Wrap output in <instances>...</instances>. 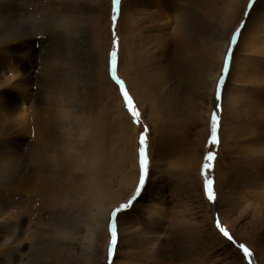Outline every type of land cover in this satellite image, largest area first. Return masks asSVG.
Returning a JSON list of instances; mask_svg holds the SVG:
<instances>
[{
    "label": "rangeland",
    "instance_id": "obj_1",
    "mask_svg": "<svg viewBox=\"0 0 264 264\" xmlns=\"http://www.w3.org/2000/svg\"><path fill=\"white\" fill-rule=\"evenodd\" d=\"M46 1L0 0V36L30 33L34 52L33 57L26 49L0 52V83L15 99L0 97L7 106V115L0 118L5 148H0V264H264V0H236L239 7L225 22L227 0H158L168 9L170 26L163 33L148 30L138 40L120 30L122 0L115 12L113 0ZM181 11L189 26L196 22L204 31L200 41H192L196 46L187 50L185 61L175 56L183 45L191 47L189 36L177 28L175 16ZM143 17L147 19L141 12L137 19L141 28L148 25ZM61 18L69 22L62 20L58 31ZM154 34L156 43L145 40ZM210 35L221 43L228 40L217 77L200 58L212 42ZM132 48L142 73L130 60ZM193 57L198 64L191 81ZM170 69L175 73H168L166 85H156L152 77L161 80ZM15 73L29 77L15 87ZM122 87L137 117L127 107ZM170 89L181 93L192 113L173 127V119L158 107L168 100L159 99V93ZM150 109L157 111L156 120ZM214 112L215 145L209 142ZM50 116L60 127H43ZM81 126H88L83 136L77 133ZM141 133L148 165L137 194ZM95 139L100 142L98 164L88 155ZM209 151L215 157L202 175ZM206 178L213 180V200L205 192ZM129 200L132 204L114 218L117 235L111 245V214ZM96 205L108 212L103 226L95 229L91 215L100 211ZM139 208L152 213L140 217ZM137 229L145 231L141 238L130 236ZM62 230L68 236L54 240L52 233ZM157 247V256H144L147 248Z\"/></svg>",
    "mask_w": 264,
    "mask_h": 264
},
{
    "label": "bare ground",
    "instance_id": "obj_2",
    "mask_svg": "<svg viewBox=\"0 0 264 264\" xmlns=\"http://www.w3.org/2000/svg\"><path fill=\"white\" fill-rule=\"evenodd\" d=\"M46 1V0H45ZM50 1V0H48ZM46 1V2H48ZM228 3H229V7L228 11H225L222 15L224 17V22L226 20H229L231 17H232V12L235 11L239 6H238V3L239 2H235L236 0H227ZM238 1V0H237ZM259 1H262V0H259ZM38 2V1H37ZM54 2V1H52ZM57 2V0H56ZM51 3V2H50ZM55 3V2H54ZM60 3V2H59ZM67 3V2H66ZM70 3V2H68ZM74 3V2H73ZM263 3V2H262ZM14 4V3H13ZM39 4V3H38ZM57 4V3H56ZM138 4V7H137V10L135 8V6ZM149 4V5H148ZM240 4V3H239ZM52 5V4H51ZM54 5V4H53ZM77 5V4H75ZM11 6V5H10ZM55 6V5H54ZM71 6V5H69ZM148 6V7H147ZM165 6V4H162V1H159L158 0H122L121 1V14H120V17H119V27H120V30L122 32V34H125L128 38H131L132 40H134L135 38L137 37H142V35L147 32L148 30L149 31H157L159 30V32L163 33V30H165L166 28H164L165 26L167 27V25H169L171 22H170V14L168 13V9L166 7H163ZM58 7V6H57ZM56 7V8H57ZM60 7V5H59ZM42 8V6H41ZM81 8V7H80ZM78 9V11H81L83 10L82 8L81 9ZM38 9V8H37ZM49 9V8H48ZM66 9V8H65ZM71 9V8H70ZM47 10V9H46ZM56 10V9H55ZM54 11V10H53ZM56 11H59V13L61 12L59 9L56 10ZM65 12V11H64ZM143 12L144 15L147 17V19H144L143 17V21L146 22L148 25H144L143 28L139 27V23L138 22V18H139V14ZM206 12V11H205ZM253 12V11H252ZM47 13V12H46ZM49 13V12H48ZM234 13V12H233ZM51 14V13H50ZM49 14V16H50ZM55 14V13H54ZM62 14V12H61ZM138 15V16H137ZM53 16V15H52ZM61 16V15H60ZM69 16V15H68ZM67 16V17H68ZM72 16V15H71ZM69 16V17H71ZM62 17V16H61ZM66 17V16H65ZM188 15L185 13V12H180V14L176 15L175 18L178 19V22H177V28L179 29V33L180 32H183L184 36H189V40H190V46L191 47H188L187 49L185 48V46L183 45L182 51H180L179 54H176L175 56L176 57H179L181 60L185 61L189 56L187 55V50H192V48L194 47L195 44L192 43L193 40H201L203 38V35H204V31H203V27H201L199 24H197L196 22L192 23L190 26L189 24L185 21V18H187ZM47 18V17H46ZM53 19V18H52ZM71 19V18H70ZM62 20L63 18L59 19L58 22H57V25H56V28L59 26L62 25ZM160 20V22H159ZM199 20V19H198ZM197 20V21H198ZM48 22H50L48 20ZM64 23H67L69 21H67V19L64 21ZM73 22V21H72ZM223 22V21H222ZM223 22V23H224ZM56 23V22H55ZM71 23V22H70ZM162 23V24H161ZM228 23V22H227ZM42 24V23H41ZM51 24V23H50ZM53 26V25H52ZM170 26V25H169ZM205 26V25H204ZM54 27V26H53ZM68 27V26H66ZM57 28V30L59 31V29ZM73 28V27H72ZM228 28V27H227ZM258 28V27H257ZM43 29V28H42ZM71 29V28H69ZM162 29V31H161ZM52 30V29H51ZM46 32H49V27L47 25V29H45ZM81 31V30H80ZM185 31V32H184ZM67 32V31H66ZM120 32V33H121ZM216 32V31H215ZM3 33V32H2ZM58 33V32H57ZM152 33V32H149V34ZM255 33V32H254ZM137 34H139L137 36ZM176 34V33H175ZM178 34V33H177ZM210 34V33H209ZM11 35V34H10ZM30 33H24V34H14L12 37H8V38H5L3 39L2 36H0V52H7V51H10L9 53H13L15 52L16 50H21V49H26V51H31L30 53H32V57L34 55V52L32 51L33 47H32V43H33V39L30 38ZM247 35V34H246ZM160 36V35H159ZM217 35H210L211 37V41L212 42H208L206 43L205 45V48L207 50V52H204V54L206 55L207 53H209L206 58H205V55L201 56L200 58H203V62H204V69H206V67L209 66V69L212 70L211 73H214V77H217V67H218V64L220 63L221 61V56L224 55V53L222 54V52L224 51L226 45H227V38L224 37V41L221 43L218 41L217 38H215ZM249 36V35H248ZM148 37L151 41H153L154 43L155 40L157 39V35L154 34V35H149V36H146L145 40H148ZM181 37H179L180 39ZM187 38V37H186ZM213 38V39H212ZM249 38V37H248ZM23 39V40H22ZM130 39V40H131ZM244 39V37H243ZM20 40V41H19ZM131 40V42H132ZM138 40V38H137ZM174 40V39H173ZM247 40V39H246ZM16 41V42H15ZM140 41V40H139ZM138 41V42H139ZM205 41V40H204ZM130 42V43H131ZM144 42V41H143ZM186 42V41H184ZM183 42V43H184ZM194 42V41H193ZM195 43V42H194ZM250 43V42H249ZM137 44V43H136ZM132 45V44H131ZM133 46V45H132ZM193 46V47H192ZM196 46V45H195ZM202 46V44L200 45ZM220 46V47H219ZM144 47V46H143ZM135 48V47H134ZM202 49V48H201ZM138 50V49H137ZM25 51V52H26ZM178 52V51H177ZM132 54L133 57L130 59L131 61H133V64L134 66L136 65L138 67L137 70H140V73L143 72V68L140 66V63L137 62V60H139V55L137 53H134L133 51V48L132 50L129 52V54ZM144 53V52H143ZM150 53V52H149ZM7 54V53H6ZM183 55V56H182ZM8 56V55H7ZM130 57V56H129ZM69 58V57H68ZM190 58V57H189ZM197 59L196 57H193L192 60L189 61V63H191L190 65V69H189V74L191 76V81L193 80V74L192 73V70L196 67V65L198 64L197 63ZM211 59V61H210ZM141 60V59H140ZM144 60V58H143ZM188 61V60H187ZM177 62V61H176ZM183 63H186V64H189L187 62H183ZM177 64V63H176ZM158 67V66H156ZM159 69V68H158ZM172 69H174V67H172ZM219 69V68H218ZM176 72H178V70L180 72H183L180 67H176ZM142 71V72H141ZM161 71V70H160ZM164 71V70H163ZM186 72V73H188ZM191 72V73H190ZM138 73V72H137ZM168 73H175L173 70H169L168 72L165 73V76L162 77L163 79L159 80L160 78H157V77H152L154 79H157V82H156V85L158 84H163V86L166 85V80L167 78H171V75L168 74ZM14 74V73H13ZM16 74V73H15ZM140 76V75H139ZM144 76V74H143ZM13 77V76H12ZM14 77H16V79L14 80L15 81V84L14 86L15 87H18L19 85V82H24V79L29 77L27 74H24V75H19V74H16V76L14 75ZM146 77V76H145ZM1 78V76H0ZM149 79V78H148ZM164 80V81H162ZM215 78L212 80V82H210V84L212 85L213 82H214ZM154 81V80H153ZM197 82L199 83L198 79H197ZM154 83V82H153ZM170 84V83H169ZM196 84V83H195ZM194 84V85H195ZM10 85V84H9ZM131 85V84H130ZM151 85V84H150ZM214 85V84H213ZM155 86V85H154ZM153 86V87H154ZM162 86V87H163ZM6 85L4 84H1L0 83V97L2 96V98H4L6 100V102H14L15 99L13 98V95L11 94L12 92L9 90L6 89ZM27 86H23V89H25ZM161 87V86H160ZM158 88V87H157ZM197 88V86H196ZM199 88H201V84L199 83ZM203 88V86H202ZM145 89V88H144ZM198 89V88H197ZM130 90H132L130 88ZM142 90V89H141ZM176 89H170V91L168 92V94H163V93H159V99L161 100H165L163 97H166L168 100H165L164 103H162L161 105H158L159 108H161L165 113L164 116L173 119L171 120V124H172V127L174 126V124H178L181 120L184 119V117L186 116H189V113H191V105L188 104V103H185L183 101V97L181 96V93H178V92H175ZM19 91V89H18ZM20 92V91H19ZM201 92H202V89H201ZM143 94V93H142ZM149 95V94H148ZM176 97H173L175 96ZM208 95V94H207ZM27 98L29 96H26ZM183 98V99H182ZM213 98V97H212ZM138 99V97H137ZM140 100V99H138ZM189 100V99H188ZM187 101V100H186ZM4 101L0 100V118L1 116L3 117V113L5 112V115H7V106H2L1 103H3ZM139 102V101H138ZM195 103V102H194ZM160 104V102H159ZM10 106V105H9ZM208 106V105H207ZM12 107V106H11ZM157 107V108H158ZM51 108V107H50ZM158 108V109H159ZM207 108V107H206ZM12 110H14V108L12 107ZM150 110H153L155 112H152L153 113V116H155V120L157 119V111L155 109H150ZM42 112V111H41ZM197 112V111H196ZM9 113V112H8ZM150 113V112H149ZM11 114V113H10ZM192 114V113H191ZM58 115V114H56ZM59 116V115H58ZM150 117V116H149ZM164 117V118H166ZM80 119H82V121L84 119L87 118V112L83 113L81 116H79ZM188 118V117H187ZM46 119V118H45ZM161 120V119H160ZM168 121V120H167ZM43 127L45 128V126L49 125L47 128H45L46 130H48L49 128H54V127H60V125H58V123H56V120L50 116L49 118H47L46 120H44V122L42 123ZM88 125V124H87ZM155 125L154 123H152V126ZM95 126V125H94ZM163 126V125H162ZM87 127L88 126H81V128L78 129L77 133L81 136L85 135L84 131L87 130ZM169 127V126H168ZM190 127H192V125H190L188 128H189V131H190ZM39 129H42V126H40ZM162 129V128H161ZM69 130V129H68ZM153 130H155V132H157L160 136L162 135L161 133H163L161 130H159L158 127H154ZM169 130V129H168ZM3 131V121L0 120V133ZM70 131V130H69ZM74 131V130H73ZM68 132V131H67ZM170 132V131H169ZM179 132V131H178ZM68 133H71V132H68ZM74 133V132H72ZM8 134V131L4 133V136H7ZM169 134V133H168ZM72 135V134H71ZM70 135V136H71ZM40 136V135H39ZM1 137V135H0ZM11 137V140H13V137ZM20 137V136H19ZM15 138V136H14ZM17 138V137H16ZM95 138V137H94ZM38 139V138H37ZM86 144H88V142L85 141ZM173 144V143H172ZM0 148L4 150L5 152V148L2 146V138H0ZM99 148H100V142L98 139H95L91 142V146H90V149L88 151V155L91 156V157H94V163L95 164H98L99 162V157L100 155H98V151H99ZM86 158V157H85ZM92 161V159H91ZM90 161V162H91ZM93 162V161H92ZM91 162V163H92ZM93 164V165H95ZM56 166V165H54ZM51 167V166H50ZM57 167V166H56ZM52 168V167H51ZM97 168V167H96ZM97 173V172H96ZM98 176V175H96ZM126 182V181H125ZM127 184V183H126ZM90 196V195H89ZM106 196V195H105ZM94 197V196H93ZM106 199H110L112 200V196L111 195H108L106 197ZM98 200V199H97ZM99 209L100 211L97 210V215L95 214H92L91 217L93 218V222H94V225H95V229L96 228H99V227H102L103 223L105 222L106 220V217H107V212H108V207L105 209V207L103 208V206L101 208H99V205H96V209ZM142 209V208H139V212L138 214L140 215V217H144L142 215V213H146V214H151L152 210L150 211L149 209ZM154 213V212H153ZM156 214V213H155ZM90 221V220H89ZM92 221V219H91ZM10 223V222H9ZM11 224V223H10ZM141 224V223H140ZM87 225V224H86ZM142 225V224H141ZM94 227V226H93ZM156 228V227H155ZM72 233V231H70ZM85 232V231H84ZM137 232H139V235H137ZM144 230H138L137 231H134V233H131L130 236H132L133 238H137V237H140L141 235L144 234ZM68 231L67 230H62V231H59V232H53L52 235H53V239L54 240H57V239H61L56 237L58 236L59 234H62L63 236H68ZM87 233V232H86ZM84 233V234H86ZM95 233V232H94ZM90 234V233H89ZM62 236V237H63ZM88 236V235H86ZM51 238V237H50ZM73 239V237H71ZM95 238V236H94ZM141 238V237H140ZM93 236L92 235H89V243H91L93 245ZM62 241V239H61ZM61 241H57L56 243H59ZM89 243H86V244H89ZM70 244V242H69ZM92 245L89 244V247H90V251L93 249ZM160 247V246H159ZM70 250L72 251V248H70ZM87 250V249H86ZM15 251V250H14ZM70 251V252H71ZM95 251V250H94ZM94 251L93 253L91 254L92 257L89 255L88 257L93 260V258L96 256V254L94 255ZM65 252V251H64ZM88 253V252H87ZM158 253H160V250L157 248H147L146 252H145V257L146 258H150L154 255H158ZM155 257V256H154ZM90 259V261H91ZM89 260V259H88ZM89 261V263H90ZM92 264V263H90Z\"/></svg>",
    "mask_w": 264,
    "mask_h": 264
},
{
    "label": "snow or ice",
    "instance_id": "obj_3",
    "mask_svg": "<svg viewBox=\"0 0 264 264\" xmlns=\"http://www.w3.org/2000/svg\"><path fill=\"white\" fill-rule=\"evenodd\" d=\"M119 3H120V0H113V11L114 12L116 11V5H118ZM250 3H251V0H250ZM113 19H115V17H113ZM235 40H236V36L234 34L232 37V43H235ZM114 43H115V41H114ZM229 53H231V48H229ZM112 56H113L112 67L114 69V67H115V59H114L115 58V52L112 53ZM228 61H229V57L226 56L225 62H224V71L225 72H227ZM222 82H223V76H221L220 81L217 84V91H216V99L217 100L220 99V83H222ZM121 84H122V82H121ZM122 95L124 96L125 101H126V105L129 108V110L132 112V115L134 117H137L139 115V113L136 111L134 105L132 104V100H131V97L129 96L128 92L126 90H124L123 87H122ZM217 108H219V104H217ZM217 127H218V118L216 116V113L214 112L212 115V120H211V136H210V140H209L210 144H213V145L219 143V140L217 138ZM145 131H148V129L146 128ZM140 145H141V147L139 149V162H140V167H141V177H140V185L137 187V194H139L140 187H142L144 184V174L147 171V165H148L146 150L144 147V145H145L144 133H141ZM214 157H215V153H213L211 151H209L206 154V157H205L206 163L202 166V175L205 174L204 170L210 169L212 167L211 161L214 159ZM205 192H206L207 198L209 200H213L215 198V194L213 191V180L212 179H209V178L205 179ZM132 199H135V197H133ZM131 204H132V200H129L127 204H122L118 208L114 209L112 214H111V216L113 218L112 220H110V225H109V231L111 234V241H110L111 245L116 244L117 232H116V224H115L114 218L118 212H120L123 209L128 208ZM218 227H219V225H218ZM220 230L223 232V234L225 236H228V232L226 230H224L223 228H221ZM241 248H243L246 255L250 254L249 250L246 247L241 245ZM108 254H109V257H111V255H112L111 247L109 248Z\"/></svg>",
    "mask_w": 264,
    "mask_h": 264
}]
</instances>
